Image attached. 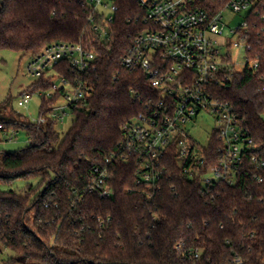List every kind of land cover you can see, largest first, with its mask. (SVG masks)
<instances>
[{"label": "trees", "instance_id": "obj_1", "mask_svg": "<svg viewBox=\"0 0 264 264\" xmlns=\"http://www.w3.org/2000/svg\"><path fill=\"white\" fill-rule=\"evenodd\" d=\"M117 3L110 35L103 38L86 0H0V50L36 56L49 44L66 42L97 54L92 70L74 71L68 60L55 66L70 82L86 80L92 87L87 103L72 106L75 120L63 136L49 116L64 92L52 77L29 86L54 92L41 99L44 123L14 118L7 113L9 99L0 103V132L23 129L30 141L18 151H0V245L17 255L4 264H264V167L248 156L234 184L205 185L202 173L216 163L221 145L215 135L212 144L196 145L200 175L189 177L187 162L174 152L160 190L137 185L134 164L121 163L113 169V197L89 192L93 168L120 148L122 126L144 111L152 95L144 73L122 65L141 27L138 4ZM259 30L254 23V44ZM221 92L248 119L264 157V68L236 73ZM20 180L29 184L13 189Z\"/></svg>", "mask_w": 264, "mask_h": 264}, {"label": "built area", "instance_id": "obj_2", "mask_svg": "<svg viewBox=\"0 0 264 264\" xmlns=\"http://www.w3.org/2000/svg\"><path fill=\"white\" fill-rule=\"evenodd\" d=\"M117 1L86 0L93 28L103 38L110 35L119 10ZM136 3L141 12L136 21L141 27L133 32L122 65L131 72L144 73L152 95L145 99L144 111L122 126L120 148L93 168L89 192L103 199L113 197V169L121 163L134 164L137 185L160 190L170 177L166 162L175 156L174 152L178 159L187 162L184 171L189 177L200 175L201 156L196 146L200 143L192 137L190 129L204 115L211 116L216 123L209 144L214 135L221 143L216 149V163L202 173L205 185L221 181L234 184L248 156L264 167V157L259 155L248 119L221 92L232 83L236 73L264 68V0H136ZM226 10L242 14L243 20L232 25L225 18ZM254 23L261 25L262 33L256 44L251 37ZM234 48L243 49L242 64L234 58ZM30 58L26 67L29 76L35 81L52 77L55 88L64 89L61 98L65 104L53 105L51 118L63 122L65 108L88 102L92 95L90 83L79 79L72 83L55 66L68 60L74 71L95 69V51L82 43L55 42ZM56 77L61 85L56 84ZM53 93L27 88L22 91L18 105H28L36 94L41 99H51ZM31 121L41 124L46 117ZM16 133L0 132L3 138L10 139ZM182 247L183 243L176 246L178 250ZM199 256L197 249L195 257Z\"/></svg>", "mask_w": 264, "mask_h": 264}, {"label": "rangeland", "instance_id": "obj_3", "mask_svg": "<svg viewBox=\"0 0 264 264\" xmlns=\"http://www.w3.org/2000/svg\"><path fill=\"white\" fill-rule=\"evenodd\" d=\"M225 18L230 21L232 25H237L243 20L242 14H236L231 10L225 11ZM244 52L243 49L234 48V58L240 63H243ZM31 56H23L21 53L10 49L0 50V103L9 99L7 106V113H11L14 118H21L26 121L37 119L40 116L41 98L36 94L33 96L30 103L26 106H19L18 100L21 97L22 91L29 88L35 82V78L31 77L26 72V67L30 62ZM55 82L61 85L60 80L56 77ZM58 104L64 105L65 101L61 98ZM63 122H58L56 127L63 136L72 126L75 116L72 110L65 108ZM63 114V113H62ZM216 128V123L211 116L204 115L200 117L194 126L190 129L191 135L202 146L206 147L209 144L210 134ZM11 131V130H10ZM0 134V151L15 152L26 148L30 145V141L26 132L21 129L16 133L15 138H3ZM35 187L38 186L39 180H31ZM27 181L20 180L13 184L12 188L15 190H23ZM2 253L0 254V264L12 256H17L10 249L0 245ZM20 264V263H13Z\"/></svg>", "mask_w": 264, "mask_h": 264}]
</instances>
